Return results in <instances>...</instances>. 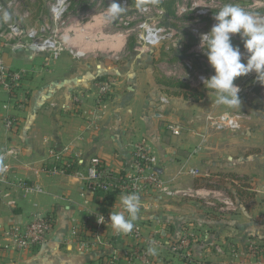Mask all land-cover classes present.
<instances>
[{
	"label": "crops",
	"instance_id": "obj_1",
	"mask_svg": "<svg viewBox=\"0 0 264 264\" xmlns=\"http://www.w3.org/2000/svg\"><path fill=\"white\" fill-rule=\"evenodd\" d=\"M93 20L85 23L83 32L74 26L61 31L66 47L84 53L79 58L64 50L59 58L48 59L43 53L27 50V46L15 48L0 39V55L5 63L27 73L23 83L27 102L23 108L8 101L0 89V154L6 153L5 158L20 176L30 182L38 181L44 189L40 194L14 192L8 197H3L0 189V230L8 225L23 227L36 214L54 215L53 228L42 245L21 253L5 251L0 246V264H104L112 255L119 254L127 242L124 234L116 235L109 229L104 234V243L98 244L92 231L84 227L86 221L95 220V214L120 210L121 195L108 204L104 196L88 190L77 176L35 173L52 150L69 145L72 157L78 153L85 159L100 156L109 164L127 166L133 146L142 144L153 154L156 168L172 188L207 187V183L227 175L264 177V145L234 132L214 134L202 144L196 137L195 134L204 132L205 114L231 110V106L216 104L214 91L203 90V97L193 102V111L182 109L178 114L177 123L188 126L192 122L188 133L178 138L159 125L156 111L170 118L173 100L165 94L167 87L158 79L157 59L163 49L139 53L134 47L123 48V41L119 49H114L104 45L105 37H98L96 49L89 50L78 42L76 33L84 34L80 39L87 40L88 30L100 31L104 17L96 14ZM178 40L173 44L175 48L180 46ZM118 52L121 60L112 61L110 55ZM99 75L112 76L116 87L100 127L92 133L86 129L84 119L75 116L71 97L74 91L87 90ZM161 96L169 102L161 103ZM8 114L18 121L13 132L3 127V118ZM187 134H192L191 141ZM254 134L258 136L260 132ZM49 160L53 163L54 158ZM192 168L209 177H189L187 171ZM257 187L251 207L240 206L236 213L226 216L213 212L197 197L141 193L135 222L144 233L163 239H177L193 230L196 241L193 253L198 260L193 264H224L229 250L242 249L248 237L264 239V192ZM10 200L14 203L9 204ZM163 263L181 264V261L168 255Z\"/></svg>",
	"mask_w": 264,
	"mask_h": 264
},
{
	"label": "built area",
	"instance_id": "obj_2",
	"mask_svg": "<svg viewBox=\"0 0 264 264\" xmlns=\"http://www.w3.org/2000/svg\"><path fill=\"white\" fill-rule=\"evenodd\" d=\"M169 1L172 13H169L165 7V3ZM117 2L124 6L126 12L114 20L118 32L113 35L106 34L104 31L109 21L105 20L104 26L99 28L100 31L89 32L90 37L117 36L122 39L123 44L132 40L135 51L147 53L160 49L170 41H175L177 30L172 25L166 24V21L176 19L180 23L182 18L189 16L191 24L189 32L194 40L187 50L188 55L181 60L183 72H178L175 64L161 63L160 67L166 76L185 83L192 90H200L204 87L201 77H210L214 74V70L200 48V34L207 33L214 25L213 12L223 6V0H144L143 4L136 7H131L128 0H117ZM18 3L19 1L16 0H0V38L12 43L15 48L31 46L34 51L43 53L48 59L59 58L64 50L75 57H82L84 53L75 52L73 48L64 45L61 31L71 30L74 26L83 32L86 22L94 21L96 14L103 16L106 13L101 0H89V4L92 5L88 9L79 8L75 11L69 9L70 0H54L50 5L51 27L47 25L26 27L20 21H13L11 17L9 8ZM5 14L8 16L7 21L4 20ZM254 15L264 20L263 13L256 12ZM22 16L29 17V12L24 10ZM46 32H49L47 36H45ZM239 47L241 52L245 53L243 42ZM120 53H112L110 59L121 60ZM194 58L197 59L198 65L203 64L202 70L195 69ZM26 75V71L22 68L9 67L0 55V89L6 94L7 100L18 108H23L27 102V92L23 88ZM254 75L255 73H249L245 75L244 80ZM234 84L239 87V92H242L243 85ZM115 87L116 82L112 76L99 75L93 79L87 90L74 91L72 94L75 116L83 118L86 129L92 133L100 127V121L115 93ZM160 102L166 104L169 101L165 96H161ZM155 117L168 133L174 136L181 135L180 126L167 121L162 112L156 111ZM206 120L211 128L218 132H234L240 127L237 115L208 114ZM2 122L8 132L15 131L18 125L16 117L12 114L6 115ZM71 153L69 145L59 151H50L49 158H54L53 163L49 158L44 159L36 167L35 173L74 175L84 182L88 190L100 194L114 192L116 195H121L135 192L140 196L141 193L164 192L170 196L197 197L220 216L231 215L239 210L241 195L236 189L225 190L213 183L210 188L170 187L156 168L153 154L142 144L133 146L130 153L131 160L127 166L109 164L100 156H90L85 159L78 153L72 157ZM5 156L6 153L0 154V189L3 197H8L14 192H21L23 195L44 192L38 181L30 182L20 176L17 168L8 162ZM189 173L195 177L202 176L197 168L189 169ZM203 176L209 177L208 174ZM233 182L237 183L234 180ZM250 190L254 189L250 188ZM13 203L14 200H10L9 204ZM109 213L104 211L95 214V220H88L84 224L86 229L92 231L98 244H103L104 234L109 229H113L107 224ZM99 215L104 216L105 223L97 222ZM53 225L52 212L33 215L23 227L18 225L3 227L0 230L2 241L0 246L5 251L20 253L36 249L46 241ZM134 225L130 233L124 234L127 242L120 253L112 255L104 264H120V260L127 264H164L163 261L168 259V255L176 257L181 264L198 263L193 253L196 243L193 230L186 231L177 239H163L160 236L144 233L136 222ZM150 246L156 249V255L148 254L147 249ZM216 250L222 252L221 247H217ZM224 264H264V239L254 235L248 237L242 249L229 250L228 259Z\"/></svg>",
	"mask_w": 264,
	"mask_h": 264
},
{
	"label": "rangeland",
	"instance_id": "obj_3",
	"mask_svg": "<svg viewBox=\"0 0 264 264\" xmlns=\"http://www.w3.org/2000/svg\"><path fill=\"white\" fill-rule=\"evenodd\" d=\"M16 1H19V3L9 8L13 21H20L26 27H31V26L40 27L42 25H47L49 27L52 26V21L50 18V5L54 0H16ZM111 2L112 0L110 1L107 0V3L103 4L104 5L103 9L105 11ZM227 3L238 4L245 11L250 12L252 14L256 12L264 14V0H223V5ZM79 8L80 6L74 5L72 8L70 7L69 9L72 11H75L76 9H79ZM24 10H27L29 12V17L24 18L22 16V13ZM218 10L219 9L215 10L213 12V15H215V12ZM125 13L126 12L123 11L122 14H125ZM105 14L103 15V17L105 16ZM171 20L172 19H170L169 21H166L165 23L172 25L177 30V35L175 37V41H170L161 47L163 49L162 50L163 54L158 56V59H157L158 74L160 75L158 79L161 83H163L167 87L165 90V94L173 97V100L171 103V109L169 110V113L171 112L169 114L171 117L168 118L166 115L165 116H166L167 121L176 123L182 129L181 135L176 136L179 138L182 136V134L188 133L189 131H191L190 128L192 127L191 126L192 122H190L188 126L182 125L181 123H177V119L179 117L178 114L181 112L182 109H184L185 111H190V112L193 111L194 110L192 107V105L194 104L193 102L203 97L204 95L203 90L205 91H213V90L202 87L200 90H195V92L194 91L191 92L189 90H192V89L189 88L185 83L171 76H166L163 73L162 67H160L161 63L175 64V69H177V71L180 73L183 72V65H182L181 60L184 56L188 55L187 50L190 48L194 40L189 32V28L191 25L189 16H185L184 18H182L181 19L182 22L180 23L177 22L176 19L172 21ZM114 24H115L114 20L109 21V23L105 27L106 31L104 32L109 35L116 34L118 30L116 29L117 27H115ZM48 34L49 32H46L45 36H47ZM76 35L78 37V42L81 43L82 46L85 45V47H87L89 50L96 49L97 47L96 38L90 37L89 30H88L89 37L87 40L80 39V37H83L84 34L76 33ZM104 40H105L104 42L105 46H110L114 49H119L121 42H122V39L117 36H113V37L106 36ZM177 40L179 41L177 42V44H180L179 48H175V46H173V44H175ZM241 42L243 41L240 39L238 34L232 36V43L234 45L240 46ZM123 48L125 49L133 48V42L131 40L126 41L125 44L123 45ZM79 52L83 53L81 50H79ZM193 60L196 65V67L194 66L195 69L198 68V70H202L203 64L198 65L196 58H194ZM244 79H245V76H241L234 80V83L243 85L242 92L238 93L240 101H241L239 108L231 106V110H229L228 112H223L222 110L221 111L219 110V112L213 113L212 115L231 114V115L239 116L240 127L236 131H234V135L236 134V135H240L243 137L247 136L248 140L251 139L252 141L253 139V141L257 145H264V136H263L264 134V85H261L255 79V75L254 77L249 78L247 80H244ZM199 94H200V97H199ZM206 117L207 115L205 114L203 118V124L205 126L204 132L195 134L196 137L198 136L200 138L201 144L204 142L205 143L208 142L209 138L212 137V135L221 133L211 128L210 124L206 120ZM159 125L162 126L161 123ZM224 132H229V131H224ZM256 132H260V135L259 134L258 136L255 135L254 133ZM187 137L190 139V141L192 140V134H187ZM187 173L188 175H190L189 177L191 178H199V177H195L192 174H190L189 169ZM200 173L202 174L201 171ZM252 177L258 178V180L256 181ZM231 179H233L237 183H234L233 180ZM213 184H216L219 187H222L225 190H229V191L231 189H236L241 195L239 204L242 207H246V206L251 207L250 205L253 203L252 201L254 200V194L258 192L257 186H259L261 191L264 192V177L256 176L252 174L247 175L245 177H237V178L236 177L231 178L228 175L227 177H224V176L217 177V181L213 182ZM229 184H232V186H230ZM168 185L171 186L172 184L170 183ZM190 185H192V183H190ZM207 185L208 186L206 188H210L213 186L212 183H207ZM250 188L254 190H250Z\"/></svg>",
	"mask_w": 264,
	"mask_h": 264
},
{
	"label": "clouds",
	"instance_id": "obj_4",
	"mask_svg": "<svg viewBox=\"0 0 264 264\" xmlns=\"http://www.w3.org/2000/svg\"><path fill=\"white\" fill-rule=\"evenodd\" d=\"M123 11L124 6L112 0L106 8L104 19L115 20ZM7 19L5 14L4 20ZM213 19L215 23L210 30L200 34V48L214 74L201 77V80L206 89L216 93V104L239 108L240 89L234 84L236 78L255 73V79L264 85V20L233 3L224 4L215 12ZM237 34L243 41L245 53L232 43V36ZM139 202L140 196L135 192L121 194L120 210L110 211L107 224L118 234L130 233L138 219ZM97 222L105 223L104 216L99 215ZM147 252L156 255L154 247L150 246Z\"/></svg>",
	"mask_w": 264,
	"mask_h": 264
},
{
	"label": "trees",
	"instance_id": "obj_5",
	"mask_svg": "<svg viewBox=\"0 0 264 264\" xmlns=\"http://www.w3.org/2000/svg\"><path fill=\"white\" fill-rule=\"evenodd\" d=\"M101 1L103 4L107 3V0H101ZM77 2H78V4H81V5H78V6H80L81 9H88L92 5V4H89V0H70V7L72 8L74 5H76L75 3H77ZM128 2H129V5L131 7H136L138 5L143 4L144 0H128ZM170 5H171L170 1L165 3V7H166L167 11L169 13H172V9H171ZM189 91L195 92V90H189ZM199 97H200V94H199ZM101 195L104 196L105 202L108 204L111 203L112 200L114 199V197L116 196V194L114 192H106L104 194L101 193Z\"/></svg>",
	"mask_w": 264,
	"mask_h": 264
},
{
	"label": "water",
	"instance_id": "obj_6",
	"mask_svg": "<svg viewBox=\"0 0 264 264\" xmlns=\"http://www.w3.org/2000/svg\"><path fill=\"white\" fill-rule=\"evenodd\" d=\"M26 49L30 50V51L34 50L33 47H31V46H28Z\"/></svg>",
	"mask_w": 264,
	"mask_h": 264
}]
</instances>
